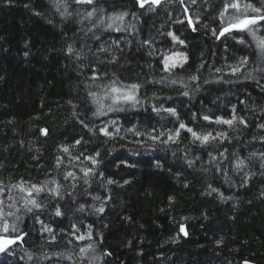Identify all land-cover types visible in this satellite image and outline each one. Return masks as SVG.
Returning <instances> with one entry per match:
<instances>
[{
  "label": "trees",
  "instance_id": "obj_1",
  "mask_svg": "<svg viewBox=\"0 0 264 264\" xmlns=\"http://www.w3.org/2000/svg\"><path fill=\"white\" fill-rule=\"evenodd\" d=\"M247 4L264 10L262 0H0V225H16L0 235L21 237L0 264H264V53L249 32L217 39L234 17L259 15ZM251 27L264 37V23ZM178 48L187 61L165 71ZM132 84L135 105L113 101L111 87ZM181 122L226 138L146 135L166 140ZM30 198L41 207L28 211Z\"/></svg>",
  "mask_w": 264,
  "mask_h": 264
},
{
  "label": "snow or ice",
  "instance_id": "obj_2",
  "mask_svg": "<svg viewBox=\"0 0 264 264\" xmlns=\"http://www.w3.org/2000/svg\"><path fill=\"white\" fill-rule=\"evenodd\" d=\"M77 3H88L91 4L93 3V0H76ZM139 4L141 7L144 6L145 3H151V4H159L160 0H138ZM195 2V0H193V3ZM262 2H264V0H262ZM232 7V8H237L238 5L236 3H233L231 5L226 4L225 5V9ZM246 9H251L252 12L254 13H259V15L256 16H252V17H248V16H244L243 18H233L231 21H229L227 23L226 26H223L219 32V35H217V39H219L221 36H224L225 34L231 33L232 31H238V32H249L253 39L256 41V47L258 49L261 50L262 53H264V37H259L256 35V32L253 31L251 26L256 25L257 23H264V10H262L261 8H256L254 7L252 4H247L245 5ZM94 11L88 12L86 15L88 17H91L94 14ZM61 15H64V13H61ZM127 15V13H120L118 16L114 17V20H120L122 21L124 16ZM224 15V12H221V16ZM191 20L189 19V24H191ZM113 24L109 23L108 27H112ZM195 30V29H193ZM168 35L172 38V40L174 42H178L180 44H184L183 40H180L179 37H177L174 33L169 32ZM240 43H243L244 41L241 40L239 41ZM147 43V41L145 42ZM68 51L71 53L73 50L71 47H69ZM25 55H27V53H25ZM188 59L187 55L183 52H174L171 55H165L164 59H163V64H164V70L165 71H170L171 68L176 67L178 64H183L184 62H186ZM113 60H115V57H113ZM247 58L243 59L240 61V67H242L245 63H246ZM231 71L233 73H236L239 71V67L233 66ZM93 78L95 79V74L93 76ZM192 80H196L197 77L196 76H192L191 77ZM173 83H176V81H173ZM139 86L136 84H132L130 86H128L127 90H123L120 88H117L115 86L111 87L110 91L111 93L117 94L113 96V101H132L133 104L135 105V101H136V89ZM185 96L188 95V92H184L183 93ZM93 97H95V93L91 94ZM104 107V105L101 103L100 107L97 109V112L94 113V115H100L102 114L101 109ZM113 108L111 106L108 107V111H112ZM154 111L159 112L160 109H153ZM167 112H169L172 115H175V109L169 108L166 109ZM203 119L205 120H210L211 118L209 116H204ZM240 119V123L241 124H245L246 122L244 121L243 118H239ZM237 120V117L235 115H233L230 119H223L222 117H217L216 118V122L217 123H224V124H228V125H232L233 122ZM260 127L264 128V125H260ZM181 130H186L187 132L191 133V136L193 137L194 142L195 141H199L200 144L204 145L209 143L212 140H215L217 138L223 140L226 138L224 133H217L216 136H213L212 133H205V134H200L197 133L196 131H194L192 128H188L183 122H181L179 124V128H177L174 132H170L167 134V139L166 140H161V137L165 135L164 132H160L159 135H154L153 132H148L146 133V135L148 136V138H150L152 141L156 142L159 141L161 143H170V142H175L177 140V138L179 137V134L181 132ZM46 131V130H45ZM101 132L104 133L105 136L108 137H113V133L108 131L106 129V127L101 128L100 129ZM129 132H135L136 136H140L141 133L138 131H135L134 128L132 129H128ZM119 130H117V134H118ZM261 139H264V137H262ZM76 143H80V141H76ZM65 152L68 151L67 148L64 149ZM98 155V153H97ZM88 159L91 160V163L93 165H96L98 163V161L94 158V157H89ZM189 163H191V161H189ZM244 164L243 160H238L236 167L239 168ZM82 171H84L85 176H87L90 172L93 171V169H82ZM69 176H72L73 173H68ZM109 183H112V181H108ZM53 184H55V181H52ZM85 183H87V181H85ZM127 183V181H126ZM47 186V182H45V186ZM14 187H19L22 191H27L29 193V195L31 196V193L33 191H35L36 193H40L44 190V187L41 186H37V185H32L31 188H25L23 184H19V185H15ZM49 192L59 195L60 194V189L59 187H53V188H49L48 189ZM0 191H2V189H0ZM212 191H216V189H212ZM11 199V197H9ZM223 198V196L221 197ZM2 203V202H0ZM28 204H31L33 207L35 208H40V204L37 203V201L35 199H28L25 203V207L27 208ZM81 208H83V206H81ZM28 211H32V208H27ZM98 212H103L104 208L103 206L100 207L99 209H97ZM9 216L14 215V213H8ZM56 215L59 216L61 215V211L59 208L56 209ZM3 217V212L2 209H0V218ZM11 227L12 231L15 232L16 231V225L12 224L11 226L9 225V223L5 220L4 223L2 225H0V232L3 233H8L9 228ZM73 227H75V225H73ZM46 231L51 232L50 228H45ZM181 231H184V227L181 226ZM21 239L20 236L15 237L14 239H9L4 235H0V253H7V251L9 250V246L14 244L16 242V240ZM55 239V237H53V240ZM76 239L78 240H82L84 239L83 236H77ZM92 245H88L87 248H81L80 249V253L84 254L87 252L88 248H91ZM31 258V257H29ZM69 258H71L69 256Z\"/></svg>",
  "mask_w": 264,
  "mask_h": 264
},
{
  "label": "rangeland",
  "instance_id": "obj_3",
  "mask_svg": "<svg viewBox=\"0 0 264 264\" xmlns=\"http://www.w3.org/2000/svg\"><path fill=\"white\" fill-rule=\"evenodd\" d=\"M234 18H236V17H234ZM252 29H253V31H255L254 28H252ZM180 45H181V44H180ZM174 52H183V51H182L180 48H178V49H177L176 51H174ZM174 52L164 54V55H163V59H164V56H165V55H171V54L174 53ZM179 65H181V64H178L176 67H178ZM176 67H173V68H171V69H174V68H176ZM114 126H115V125L112 124V125H111V128L114 129Z\"/></svg>",
  "mask_w": 264,
  "mask_h": 264
},
{
  "label": "water",
  "instance_id": "obj_4",
  "mask_svg": "<svg viewBox=\"0 0 264 264\" xmlns=\"http://www.w3.org/2000/svg\"><path fill=\"white\" fill-rule=\"evenodd\" d=\"M145 4H148V3H145ZM190 25L193 26L192 23H191ZM9 239H14V238H9ZM16 242H17V240H16ZM16 242H15V243H16ZM15 243H14V244H15ZM14 244L10 245L9 248L12 247ZM0 254H1V253H0ZM243 264H254V263L249 262V261H244Z\"/></svg>",
  "mask_w": 264,
  "mask_h": 264
}]
</instances>
